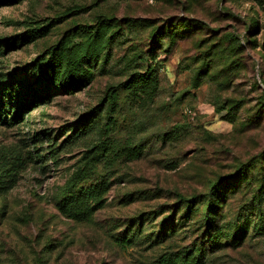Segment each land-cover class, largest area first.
Returning a JSON list of instances; mask_svg holds the SVG:
<instances>
[{
  "label": "rangeland",
  "instance_id": "374dc122",
  "mask_svg": "<svg viewBox=\"0 0 264 264\" xmlns=\"http://www.w3.org/2000/svg\"><path fill=\"white\" fill-rule=\"evenodd\" d=\"M58 44L97 56L83 62L85 87L45 96L40 63ZM13 77L43 100L18 122L0 116V171L21 161L0 188V264H198L177 257L194 238L192 222L177 224L178 196L201 198L264 159V0H17L0 6V82ZM88 170L81 190L100 185L97 196L79 218L63 215L61 193ZM226 191L221 225L253 200L249 229L264 231L254 187ZM199 264H264V234Z\"/></svg>",
  "mask_w": 264,
  "mask_h": 264
},
{
  "label": "trees",
  "instance_id": "16d2710c",
  "mask_svg": "<svg viewBox=\"0 0 264 264\" xmlns=\"http://www.w3.org/2000/svg\"><path fill=\"white\" fill-rule=\"evenodd\" d=\"M17 0H0V6L4 4L14 3ZM167 28V26H166ZM156 30L150 37L151 43L157 46L162 37L170 33L168 29ZM186 30L191 31L190 27L181 29V33H187ZM107 28L104 23H98L93 40L94 48L97 47V41L103 40ZM16 42V39H15ZM12 43V46L16 43ZM15 48V47H14ZM98 47L96 48V50ZM95 50V49H94ZM90 45L84 46V49L80 46H63L60 48V44L56 45L48 53L46 61H41L42 66L41 74L37 79V82L43 86L42 91L46 92L45 96L49 93L50 85H55L56 90L59 93H67L73 90H79V88L85 87L91 78V75L84 71L83 62L91 61L97 55ZM149 75V73H148ZM138 76L140 81H146L147 76ZM19 77H13L11 81L0 82V116L5 113L7 108L10 113L13 114L12 121H20L23 113L29 109L38 105V102L43 100L40 98L42 91L31 89L26 94H21L17 90L22 84L19 83ZM143 83V82H142ZM14 95H17L16 102L14 101ZM7 99V100H6ZM222 112V108L219 109ZM14 111V112H13ZM188 114H191L188 112ZM91 124L90 119H86L77 123V129L85 132L86 128ZM264 159L256 158L251 162L246 163L238 167L235 174L229 179L220 178L216 183L211 184L208 194L203 195L201 198L194 196L190 198L179 197V203L177 202L174 207L178 209L180 205L184 206L183 213L180 211L181 216L178 218L177 224L182 226L191 223V236L192 248L188 251H183L179 256L182 260H188L191 256L193 262L198 264L205 256V253H211L225 247L238 248L244 242L248 232H254L256 236L264 234L263 227H251L249 229L251 213H254L253 203L251 200L245 209L236 215V219L230 222L224 221L221 225L219 218L222 217L223 209L227 201V191L225 190H246L245 192L252 191V187L260 196V200L264 199V165L262 161ZM21 161L16 159L11 163L9 168H3L0 171V188H8L9 184L13 183L15 178L14 169L18 168ZM91 170L87 173L81 172L68 184L67 188L61 193L62 199L60 210L61 213L68 217L79 218L87 212L86 202L90 199H95L96 192L99 186H92L88 191L82 192L81 188L84 183L89 182L91 176H94ZM252 175L257 176L253 179ZM257 179L255 182L254 179ZM228 188V189H227ZM259 202V201H258ZM259 219H262V215L259 214ZM165 224H169L171 232L175 230L173 225L175 224V218L171 215L165 220ZM163 230V228H162ZM159 237L165 235V230L158 233ZM158 237V238H159ZM208 248V251L206 250ZM180 264H184L181 262Z\"/></svg>",
  "mask_w": 264,
  "mask_h": 264
}]
</instances>
